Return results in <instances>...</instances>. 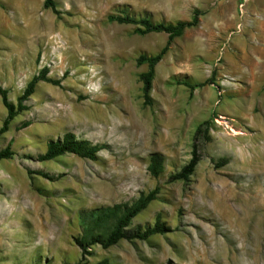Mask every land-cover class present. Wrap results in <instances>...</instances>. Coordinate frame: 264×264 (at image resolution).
<instances>
[{"label":"rangeland","instance_id":"obj_1","mask_svg":"<svg viewBox=\"0 0 264 264\" xmlns=\"http://www.w3.org/2000/svg\"><path fill=\"white\" fill-rule=\"evenodd\" d=\"M45 1L0 0V86L9 100L17 104L45 67L62 81L40 82L0 135V151L15 152L0 161V209L13 210L0 264H264V0H53L54 9ZM196 11L198 26L157 65L146 105L148 65L137 59L159 54L168 34L142 35L110 16L177 23ZM6 117L0 96V129ZM206 121L210 140L199 142L195 173L169 183ZM67 133L103 146L97 160L40 162L48 142ZM155 153L165 157L158 178L148 172ZM155 188L158 199L130 229L152 227L159 215L169 233L94 245L83 257L80 212L132 205Z\"/></svg>","mask_w":264,"mask_h":264},{"label":"trees","instance_id":"obj_2","mask_svg":"<svg viewBox=\"0 0 264 264\" xmlns=\"http://www.w3.org/2000/svg\"><path fill=\"white\" fill-rule=\"evenodd\" d=\"M45 8H53V0H46L44 3ZM111 20H115L119 23L139 25L140 28L137 31L142 35L149 33H166L168 34V41L166 46L156 56L141 55L137 59L139 66L143 64L148 65V71L141 74V80L143 82V99L146 105L153 104V98L151 96L153 80L155 78V72L157 65L162 61L166 55L171 44L179 37H181L187 29L198 26L199 24V12L194 13L193 18L190 21H179L177 23H154L148 18H131V17H113ZM49 70L45 67L41 72L34 76L32 80L27 84L23 94L17 99V104L12 103L8 97V91L0 86V96L2 97L3 105L7 109V117L3 122L0 129V135L8 132L11 122L23 111L27 110L25 102L28 101L35 93L36 86L40 82L51 83L55 86H62L60 79H52L48 77ZM204 84L190 85L186 83V86L194 90L197 87H201ZM209 121H206L199 125L197 128L192 144V157L190 161L182 167V169L171 175L168 182H184L190 181L191 176L195 173L196 168L201 161V155L199 153V142L203 138L206 141L210 140L208 133ZM29 126V123L23 124L22 127ZM103 150V146L93 145L88 141L78 140L72 133H67L60 140L49 141L46 152L38 157L40 162H47L55 160L64 155H76L81 158L89 160H97L98 153ZM15 156V152L8 146L6 149L0 151V161L5 159H12ZM165 170V157L162 154L155 153L150 157L148 165V172L154 178H158L163 174ZM160 193L159 188H155L147 194H142L132 205L128 204H116L114 206L100 207L90 211L80 212V220L83 226V234L80 238L75 240L77 246L81 249L83 257L87 255L88 249L94 245H101L104 249L111 248L121 241H147L155 235H164L170 232V228L167 227L158 215L155 224L146 228L137 227L130 229L133 220L146 210L149 205L158 199Z\"/></svg>","mask_w":264,"mask_h":264},{"label":"bare ground","instance_id":"obj_3","mask_svg":"<svg viewBox=\"0 0 264 264\" xmlns=\"http://www.w3.org/2000/svg\"><path fill=\"white\" fill-rule=\"evenodd\" d=\"M44 24H45V23H44ZM44 28H45V27H44ZM48 28H49V27H48ZM68 52H69V51H67V53H68ZM71 52L74 54L75 50H71ZM15 198H16V197H15ZM23 199H24V198H23ZM18 200H19V198H18ZM20 200H21V199H20ZM225 202H226L227 205H228V203L230 202V199H229L227 196H226V200H225ZM15 203L17 204V202H15ZM15 203H14V204H15ZM12 204H13V203H12ZM12 204H11V205H12ZM18 204H19V203H18ZM231 204H232V203H231ZM3 207H4V205H3ZM227 207H228V206H225L226 216H228V214L230 213ZM1 208H2V207H1ZM11 208H12V207H11ZM6 209H7V211H6L4 214H2L4 211H2V209H0V211H1V212H0V218H1V219H2V218L4 219V220H0V226H1V228L4 227L3 229H1L0 234H6V235H9V234H11V232H9V231L6 230V225H5V224H6V222L10 221V220H7V218L10 217V216L13 214V210H11L10 207H9V208H6ZM18 209L20 210V208H18ZM21 209H22V208H21ZM35 209H36V208H35ZM35 209H34V210H35ZM17 211H18V210H17ZM227 211H228V212H227ZM18 214H19V213H18ZM18 214H16V212H15V216L17 215L16 220H17V218H18ZM20 214H21V213H20ZM35 214H37V212H36ZM224 214H225V213H224ZM22 215H23V214H22ZM26 216H27V213H26ZM37 216H38V215H37ZM37 216H36V217H37ZM229 216H230V215H229ZM20 217H21V216H20ZM20 217H19V218H20ZM36 217H35V218H36ZM37 218H38V217H37ZM228 218H229V217H228ZM9 219H10V218H9ZM22 219L24 220V217H22ZM229 219H232V218H229ZM16 220H14V221H16ZM18 220H19V219H18ZM18 220H17V222H18ZM33 221H34V218H33ZM230 221H231V220H230ZM230 221H229V222H230ZM234 222H235V221H234ZM230 223H231V222H230ZM11 224H14L13 221H11ZM233 224H234V223H233ZM233 224H232V225H233ZM9 225H10V224H9ZM38 225L41 226L42 223H41V222H40V223L38 222ZM39 226H38V227H39ZM9 227H10V226H9ZM42 227H44V225H42ZM42 227H41V228H42ZM4 229H5V230H4ZM36 229H37V228H36ZM41 230H42V229H41ZM43 230H44V229H43ZM41 232H42V231H41ZM39 234H43V233H39ZM43 237H44V236H43ZM243 247H244V246H242V247L240 248V251H242V250L245 249V247H244V248H243Z\"/></svg>","mask_w":264,"mask_h":264}]
</instances>
